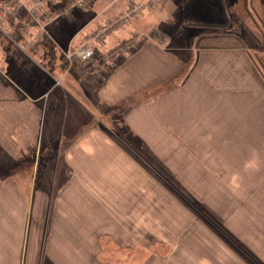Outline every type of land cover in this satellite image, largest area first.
Masks as SVG:
<instances>
[{
    "label": "crops",
    "instance_id": "1",
    "mask_svg": "<svg viewBox=\"0 0 264 264\" xmlns=\"http://www.w3.org/2000/svg\"><path fill=\"white\" fill-rule=\"evenodd\" d=\"M40 1L39 16L24 8L21 20L27 4L9 0L11 14L0 25V157L6 163L0 165V264L253 263L198 222L115 141L102 106L105 114L112 110L107 124L121 123L254 263L264 264V80L254 65L246 67L250 57L233 46L238 39H202L204 51L195 49L194 67L179 82L174 54L136 28L151 10L123 18L142 38L116 35L110 43L104 36L93 43L94 32L69 29L82 20L79 12L69 17L78 0ZM117 1L79 7L90 15L82 29ZM128 1L108 13L107 24L122 25L123 12L136 5ZM74 41L92 46L90 60L65 58ZM118 41L128 44L120 48ZM74 70L100 80L90 94L100 105L91 102L97 121L98 113L91 116L90 105L63 82ZM72 111L78 116L68 126L72 138L48 170L49 147L40 149L41 138L68 124ZM28 158L39 160L24 182L21 161Z\"/></svg>",
    "mask_w": 264,
    "mask_h": 264
},
{
    "label": "rangeland",
    "instance_id": "2",
    "mask_svg": "<svg viewBox=\"0 0 264 264\" xmlns=\"http://www.w3.org/2000/svg\"><path fill=\"white\" fill-rule=\"evenodd\" d=\"M1 1H7L8 3L9 0ZM14 1L17 2V0H10V3H14ZM23 1L27 4L26 6L30 4V2L27 3L28 0ZM109 1L111 0H106V3ZM127 1L128 0H119L117 2H113V5L109 9L108 13H113L116 11L119 12L117 5L121 2ZM148 1H151V3L149 4ZM133 2L138 5L139 12H141V10L142 12L151 10L152 14L147 15L144 21L139 19L136 22V28L140 31H143L144 35L151 36L155 43H159L165 47L166 51L169 52L171 56L173 54L175 55L172 57L177 60L179 64V72L177 75L179 78L177 81L183 82V80L190 74V71L194 67L195 63V49H197V47L200 45L202 39L208 38V36L204 35V32H209L211 30L214 31L217 29L216 26L223 30V32L220 30V32L216 34L219 38H233V36L229 37L227 35L229 32L235 34L234 36L238 40L233 41V46L241 50V54L246 53L250 57V62L246 59V67L251 68L250 64L254 65L255 68L259 70V74L263 76L264 80V0H133ZM18 6L19 5L17 4L14 5V7ZM129 6L125 12H123L122 18L120 17L122 25L115 27L116 24L111 23L108 26L106 21L113 19L110 15H108V13H106L102 15V17H98L97 20L88 23L84 29H82V27L85 25L84 23L89 20L90 15H88V12L81 11L79 7H74L69 11V17L73 16L74 13L79 12L82 14V20L79 25L78 21L77 24L71 25L69 29L77 32L75 35H87L95 32L97 23L100 24L99 26L101 27L107 26V30L104 34L105 39H107V41L110 43H112L113 38L116 35H126L129 37H133L134 35L139 36L140 32L130 24V21L127 22L123 19L126 15H128L127 19L129 16H133L132 14H128ZM22 9H24V7L21 5V20H23L22 18L24 17ZM140 17L141 16H138V18ZM14 18L15 20H20V16H14ZM212 25L214 27H212ZM152 26H154V29L147 32L146 29L149 30V27ZM164 34H166L167 37ZM210 37L212 36H209V38ZM139 38H142V36H139L138 39ZM128 41H118L119 44L117 43V47L123 48L125 45L127 46ZM77 43V41H74V46L72 49H76L77 46L84 44ZM198 49L204 51V49H200L199 47ZM218 54L219 53L215 51V56L213 57L217 58L220 56ZM224 59L225 61H231L232 57L230 53H225ZM63 80V82L67 84L70 89L81 96V99L86 105H90L92 111L91 116L98 113L94 107L100 105H96L94 95L90 94L94 88L99 86L100 80L95 82L96 79L94 80V76L91 73L86 71V73L83 74L82 70L77 72L74 70L72 72V76ZM252 92L253 91L251 90V93ZM259 92V96L261 97L260 104L263 105L264 108V92L261 90H259ZM91 102L94 103L95 106L92 105ZM102 107L99 110L100 115H102L104 123L110 133H112L111 135L115 141L124 146L127 152L134 159L137 158L145 161V157L149 158L140 150L139 143L136 142L137 140L133 136L127 134L124 129H122L123 127L121 123H106V119H109L110 117L108 113H111L112 110H107L108 113L106 112L105 114V112H102L104 111V108ZM50 108H55V106L53 107L48 105V110H51ZM57 109L58 111L61 110L60 105ZM98 109L99 108H97V110ZM106 115L108 116L106 117ZM71 118L73 122L77 124L78 116L72 111V114L67 119L68 124L67 122L63 121L60 127L55 128V133L41 138L40 149L42 150L45 147H49V151L47 153L49 155L48 166L45 163L48 167V170L50 164L59 154L58 151L64 150L65 145L72 138V136L67 135L69 132L68 126L71 122ZM98 118H100L99 113L95 117V121H97ZM262 122L263 121H260V125H262ZM79 127H74L75 129L77 128V132H75L74 135L78 133L80 129ZM61 129V133L64 135H60ZM48 131L49 130L46 131V134H48ZM41 155L45 159V151L41 153ZM38 160V158L33 160L28 158L25 161H21V174L19 175L21 177V181L27 182L28 178L31 176L30 173H32L31 171L33 166H36L35 161L38 162ZM151 162L152 164L148 165L151 171H148L140 163L139 164L149 173V175L155 179L159 185H161L165 190L169 191L171 195H173L175 198L180 197L183 201H181L179 198L178 200L189 210V212L198 222L206 225L219 238H223L225 241L223 239L222 240L231 248H235V251H237V253L242 258L252 262L251 260L254 258L250 255V253H248L245 248L243 249L242 245L233 237H231V235L220 225V223H218L215 218L210 215L206 208L202 206L200 202L197 201L192 195H190L189 191H187L184 186L173 179V177L169 176V174H167L152 160ZM0 165H6L3 157H0ZM1 174L2 172L0 171V175ZM213 221L218 223V228L213 226ZM211 227L214 228L216 232ZM107 251L110 252L109 250Z\"/></svg>",
    "mask_w": 264,
    "mask_h": 264
},
{
    "label": "built area",
    "instance_id": "3",
    "mask_svg": "<svg viewBox=\"0 0 264 264\" xmlns=\"http://www.w3.org/2000/svg\"><path fill=\"white\" fill-rule=\"evenodd\" d=\"M17 1H20V0H17ZM53 1H56V0H53ZM91 1L92 0H78L76 2V5L80 7L81 9H84L85 7L88 6L89 2ZM8 3L7 1L0 2V24H2L6 20L8 14H11V10L9 9ZM41 7H42V2L40 0H31L30 4L28 6H25L24 8L27 14L31 18L36 19L40 14ZM138 12H139V7L137 5L132 4L129 6L128 14L131 15V14L138 13ZM127 16L128 15L124 16V19H127ZM52 18L53 16L49 15L47 17V21L51 20ZM106 30H107V26L98 27L96 31L94 32V34L91 36V41L93 43L103 41L104 36H105L104 33L106 32ZM64 55L67 60H71V58H73V59H77L80 61H85L88 59L90 60V58H92V56L94 55V49L92 48L90 44H87V43L77 46L76 49L75 48L72 49V47L69 46Z\"/></svg>",
    "mask_w": 264,
    "mask_h": 264
},
{
    "label": "trees",
    "instance_id": "4",
    "mask_svg": "<svg viewBox=\"0 0 264 264\" xmlns=\"http://www.w3.org/2000/svg\"><path fill=\"white\" fill-rule=\"evenodd\" d=\"M212 27H214L213 25H212ZM216 30H211V31H209V32H204V35H206V36H212V37H215V36H217L216 34L217 33H219L220 32V27H217L216 26ZM221 32H223V30H221ZM230 33V32H229ZM228 33V34H229ZM231 35H235V34H233V33H230ZM137 161H138V163H140L143 167H145L148 171H151L150 169H149V167H148V165L149 164H152V162H151V160H149V158H146L145 157V161H143V160H141V159H137V158H135ZM178 197V196H177ZM180 200H181V198L180 197H178ZM181 201H183V200H181ZM213 226L215 227V228H218V223L217 222H215V221H213ZM212 228V227H211ZM213 230H215L214 228H212ZM215 232H216V230H215ZM220 235V234H219ZM223 239V238H222ZM224 240V239H223ZM225 241V240H224ZM252 261V260H251ZM253 263H251V264H257V263H254V261H252ZM249 263H250V261H249Z\"/></svg>",
    "mask_w": 264,
    "mask_h": 264
}]
</instances>
